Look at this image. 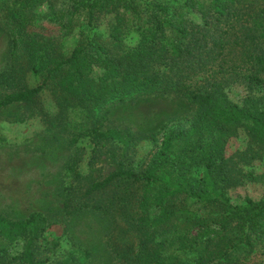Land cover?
<instances>
[{"label": "trees", "instance_id": "16d2710c", "mask_svg": "<svg viewBox=\"0 0 264 264\" xmlns=\"http://www.w3.org/2000/svg\"><path fill=\"white\" fill-rule=\"evenodd\" d=\"M66 1L68 14L84 12L89 26L105 11L122 7L138 12L146 18L149 38L124 50L121 33L113 38L96 35L61 56L50 40L49 46L42 45L39 35L28 32L38 0H0V24L12 38L0 88L15 90L0 99V109L23 102L45 117L39 97L51 88L59 108L50 118L54 127L63 124L68 109L77 108L95 117L90 131L95 140L118 141L133 154L143 141L153 143L144 167H126L120 161L114 173L85 193L118 190L111 199L72 206L68 195L67 215L93 209L122 225L126 235L112 245L117 264H235L234 249H254L264 242V197L231 202L229 190L247 176L226 153L230 140L245 129L250 147L242 159L264 155V93H254L264 91V0ZM197 11L200 21L190 18ZM72 22L65 27L72 29ZM231 55L237 60L230 62ZM37 64L45 76L28 88L24 79ZM95 68L103 70L100 77L93 75ZM235 83L250 92L241 105L226 92ZM172 95L192 108L185 126L173 127L171 120L149 135L104 130L112 107ZM77 165L74 159L68 164L75 177ZM51 227L40 213L20 220L0 213V239L23 243L18 255L0 249V264H48L61 239L54 235L47 240ZM74 247L63 264H86L90 252Z\"/></svg>", "mask_w": 264, "mask_h": 264}, {"label": "rangeland", "instance_id": "374dc122", "mask_svg": "<svg viewBox=\"0 0 264 264\" xmlns=\"http://www.w3.org/2000/svg\"><path fill=\"white\" fill-rule=\"evenodd\" d=\"M68 4L66 0H38L28 29L30 34L39 35L40 44L49 46L50 40L54 44L51 43V46H56L61 56H68L81 40L96 35L113 38L121 33L124 50L136 47L149 38L147 25L144 24L146 18L138 12L122 7L105 11L93 26H89L84 12L74 16L68 14ZM190 18L200 21L201 14L198 11L191 13ZM69 20H73L72 29L64 25ZM11 51V35L0 24V73L9 68ZM233 58L237 60L234 55L228 60L232 62ZM102 74L100 68L93 71L95 77ZM44 76L45 70L37 64L24 83L28 88H34ZM13 92L15 90L0 88V99ZM226 92L233 102L240 105L250 95L248 88L240 83L228 86ZM254 93L259 96L264 91ZM39 106L44 110L45 117L37 107L23 102L0 109V213L12 220L25 219L31 213H40L47 219L52 226L46 235L47 240L61 235L60 247L51 253L53 256L48 264H63L65 255L75 250L74 246L90 252L86 264H117L112 245L115 241L120 244L124 239L126 233L121 231L122 225L117 227L118 222L111 215L93 209L67 215L64 205L68 195L73 200L72 206L107 202L118 190L103 195L85 196V193L94 182L114 173L120 161L126 167H144L151 159L153 143L143 141L133 154L128 153L118 141L95 140L90 133L95 117L77 108L68 109L63 124L54 127L50 118L59 108L51 88L40 95ZM191 118L192 108L185 99L173 95L159 96L112 107L104 130L149 135L157 133L171 120V126L179 127L181 124L185 126ZM80 133L85 135L81 137ZM161 137L158 136L160 141ZM249 147L247 133L242 129L226 148L227 156L234 157L238 170L247 176L242 179L241 185L228 192L234 205L264 197V155L242 159L241 154ZM72 159L78 161V177L68 169ZM123 190L119 189L120 192ZM2 248L8 249L11 255H18L23 243L0 239ZM192 256L190 253L189 257ZM233 259L235 264H264V242L258 243L254 249L239 246L233 251Z\"/></svg>", "mask_w": 264, "mask_h": 264}]
</instances>
